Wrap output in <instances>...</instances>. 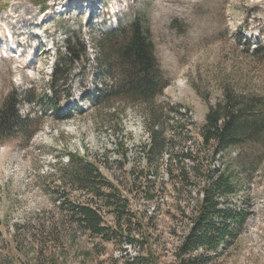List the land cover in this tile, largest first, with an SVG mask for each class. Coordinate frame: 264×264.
<instances>
[{"label":"rangeland","instance_id":"obj_1","mask_svg":"<svg viewBox=\"0 0 264 264\" xmlns=\"http://www.w3.org/2000/svg\"><path fill=\"white\" fill-rule=\"evenodd\" d=\"M135 25L150 37L167 84L149 105L118 88L123 71L114 51L111 60L98 47L115 31L117 42H127ZM68 43L84 53L63 69L65 86L60 77L55 84L70 95L58 93L57 119L44 95L52 96L53 70ZM116 79L117 98L100 100L114 108L96 107L94 97ZM227 91L264 104V0H0V109L16 94L18 114L34 119L0 139V264H128L150 252L157 264H182L177 250L202 198L193 170L204 172L214 151L203 150L199 130ZM152 123L166 139L157 163L147 161ZM69 153L94 161L128 200L134 223L123 235L132 244L75 229L67 200L88 197L65 177ZM224 169L242 179L227 208L245 223L231 224L229 245L200 264H264V141L214 156L211 170Z\"/></svg>","mask_w":264,"mask_h":264},{"label":"trees","instance_id":"obj_2","mask_svg":"<svg viewBox=\"0 0 264 264\" xmlns=\"http://www.w3.org/2000/svg\"><path fill=\"white\" fill-rule=\"evenodd\" d=\"M131 32L128 41L124 43L117 42L116 31L109 33L98 47L100 53L102 51V54L107 58L110 57L111 60L114 56L112 57L113 53L108 51H114L116 67L118 65L123 71V79L119 82L118 88L127 89L129 98H136V101L142 105H149L167 84L158 69L150 37L137 25ZM76 49L71 48L68 43L67 56L60 59L53 70V82L49 88L52 96L44 95V99L52 107L57 119H63L60 116L62 109L58 101L60 97L58 93L62 94L64 99L69 98L70 95L67 89L55 90V84L61 78L67 64L79 61L80 54L84 53L83 48L78 51ZM61 79H63L62 86H65V78ZM105 88L93 99L96 107L100 104L108 108L113 107L109 102L105 104L100 100L107 98L113 101L117 98V79L110 89L107 86ZM19 98L16 94L9 95L0 109V139H8L13 133L21 132L23 128L34 122L32 117H22L18 114L17 107L21 101ZM24 101L29 104L34 102L26 99ZM43 102L44 100L41 99L39 105ZM69 113L65 118H69ZM152 113V110H148L146 115L149 123L153 118ZM146 132L149 137V144L146 146L147 161L157 163L163 159L166 139L162 136L158 124H149ZM199 136L202 139L203 150L206 151L208 147H211L214 151L204 172L196 167L193 170L194 179L199 178L203 182L202 198L191 213L190 229L177 250V257L182 264H200L207 258V254L216 255L219 250L229 245V239L235 236L229 226L232 224L241 229L245 223L244 216L227 208L231 199L239 193V183L242 179L235 172L225 169L211 170V166L214 156L216 157L219 153L233 147L264 141L262 100L259 97L234 95L227 91L222 102L209 107L205 123L200 127ZM187 156L192 162H196L191 154ZM207 156L209 155H203L202 159L207 160ZM67 167L69 168L65 177L68 181L70 180L73 191L88 197L83 204L67 200L66 214L75 223V229L99 238L105 243L120 246L124 241L132 244L135 240L124 236L123 232L134 223L132 222L134 214L129 211V202L121 195L117 186L106 180L94 161H89L78 154H68ZM180 174L184 176L183 172ZM152 198L153 196H149V199ZM102 209L112 217L111 224L104 221ZM216 220L220 223H216ZM199 251L202 253L196 256L195 254ZM110 264H117V260H113ZM128 264H157V262L150 252Z\"/></svg>","mask_w":264,"mask_h":264},{"label":"bare ground","instance_id":"obj_3","mask_svg":"<svg viewBox=\"0 0 264 264\" xmlns=\"http://www.w3.org/2000/svg\"><path fill=\"white\" fill-rule=\"evenodd\" d=\"M179 2V1H178Z\"/></svg>","mask_w":264,"mask_h":264}]
</instances>
